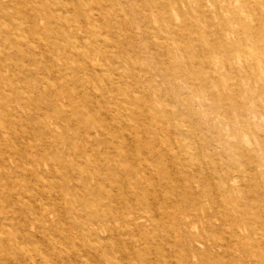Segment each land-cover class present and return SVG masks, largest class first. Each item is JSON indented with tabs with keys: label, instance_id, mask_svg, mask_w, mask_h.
<instances>
[{
	"label": "rangeland",
	"instance_id": "374dc122",
	"mask_svg": "<svg viewBox=\"0 0 264 264\" xmlns=\"http://www.w3.org/2000/svg\"><path fill=\"white\" fill-rule=\"evenodd\" d=\"M0 264H264V0H0Z\"/></svg>",
	"mask_w": 264,
	"mask_h": 264
},
{
	"label": "bare ground",
	"instance_id": "6f19581e",
	"mask_svg": "<svg viewBox=\"0 0 264 264\" xmlns=\"http://www.w3.org/2000/svg\"><path fill=\"white\" fill-rule=\"evenodd\" d=\"M16 73V72H15Z\"/></svg>",
	"mask_w": 264,
	"mask_h": 264
}]
</instances>
